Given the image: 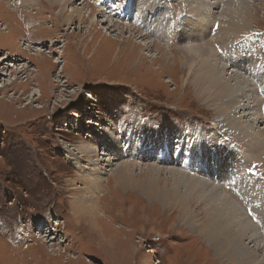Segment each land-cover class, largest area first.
Instances as JSON below:
<instances>
[{"label":"rangeland","instance_id":"obj_1","mask_svg":"<svg viewBox=\"0 0 264 264\" xmlns=\"http://www.w3.org/2000/svg\"><path fill=\"white\" fill-rule=\"evenodd\" d=\"M22 1L0 0V21L10 26L9 34L0 27V84H5L0 88V264H222L192 228L206 221V205L187 195L184 181L169 187L168 170L150 167L179 169L160 158L164 151L201 165L199 153L209 148L213 160L220 151L230 156L234 169L252 167L263 194V168L251 166L256 148L227 123L256 117L253 126L260 135L254 131L253 137L264 141V0H235L240 26L233 31L251 30L243 40L228 33L225 23L224 44L212 41L217 62L224 64L221 55L227 58L228 73L243 77L239 86L248 94L227 117L224 105L201 91L191 55L198 51L189 49L200 44L185 35L193 23L186 21L185 33L171 36V22L182 9H195L192 2ZM212 2L215 18L227 20L222 2ZM169 5L170 19L162 20L160 9ZM155 21L165 30L149 32ZM250 40L257 45L255 53L248 49ZM37 46L47 50L41 53L47 60L38 62L32 55ZM41 63L49 71L37 76L34 65ZM145 126L150 130L138 133ZM106 140L107 154L99 155ZM114 149L123 155L114 156ZM199 149L196 156L192 151ZM109 157L116 159L108 163ZM128 162L133 166L121 168ZM122 171L126 176L119 180ZM206 178L197 179L213 183ZM252 187L250 181L249 194ZM225 188L216 192L238 198ZM237 202L248 219L237 217L252 235L248 225L255 217ZM252 227L264 246V228Z\"/></svg>","mask_w":264,"mask_h":264},{"label":"bare ground","instance_id":"obj_2","mask_svg":"<svg viewBox=\"0 0 264 264\" xmlns=\"http://www.w3.org/2000/svg\"><path fill=\"white\" fill-rule=\"evenodd\" d=\"M47 1H49L50 5H52V2L54 0H47ZM55 1H59V4H61V5L64 4V3H62L63 0H55ZM187 1H186L187 3L192 2L193 7H196V8L192 9V7H190L188 9H184V10L182 9L181 10V14L179 15V18L176 20V22H175V19H173V21L171 22V24L175 25V28L172 30L173 34H171V36L173 38L174 37L178 38L180 35L183 34L180 31L184 32L183 31L184 27L187 26V25H185L186 21L193 23L192 25H190V27L187 28V32L186 33L184 32V33H185V35H187V40L189 42L193 43V39H195L194 44H196V45L200 44V46H195V47L189 46V49H192L193 51H195V50L198 51L195 53V55H193L194 53L191 55L193 57L192 60H194L198 66L197 72L199 71V74H197V78L199 79L200 83L203 86L201 91L204 95L207 94L210 98H213V99L217 98L216 99L217 102L224 105V107H221V108H222V111H224L225 113H222V114L227 117L229 112H231V111L233 112V110H231L230 107L233 106V108H235V105L237 103L240 104V100L238 98H241L243 94L245 96H247L248 94H246L243 90H241V87L239 86V84L243 80V77H241L238 74L228 73V71H231L232 69H230V67H229V64H228L229 61L227 60V58H225L223 55H221L223 60H224V64H222L220 61H219V63L217 62V57H215L216 55L214 54V52L211 48V46H214L212 41L214 40L218 44H224V35L226 34V32H225V29L223 28V24H225V23L227 24L226 31H228V33H232L233 35H236L237 33L241 34L239 36V37H241L240 40H243L246 37V34L251 30L248 29V30H243V31H239V32L233 31L232 27L240 26V25L236 24V21H237V18L239 16L238 10H240L241 8L239 7L240 3H236L235 0L231 4H230L231 0H218L219 2H222L221 4L225 8L222 10V12L226 16L229 17L227 20H225L226 22L224 21L223 18H218V19L215 18V16L211 12L212 8H214V6H215V3L212 2L213 0L212 1L211 0H187ZM242 2H244V1H242ZM79 4H81V3H79ZM208 4H211V5H208ZM169 6H167L166 8L160 9V13H159L160 16L159 17L162 20H165L164 18L170 19V16L172 13V7L170 6V9H169L168 8ZM60 8H62V7H60ZM72 9H73L72 12L76 11L75 8H72ZM79 10H81V9H79ZM198 11L202 12L201 16L197 17L196 20H193V19H195V16L197 15ZM79 14H81V13H79ZM213 16H214V19L212 18ZM101 21L107 22V21H105V19H103ZM155 22L157 24L156 26L154 25L152 27H149L148 31L151 33H154V31H161L162 29H164L165 24H162L159 21H155ZM179 26L181 27V29H179ZM0 27L2 28L4 33L5 32L7 34L10 33V26L8 24H6L4 21H0ZM171 27H173V26H170V29H171ZM125 28L127 29L128 27H125ZM166 32L168 33V31H166ZM133 33H132V35H130L129 39H131V36L134 35ZM207 35L208 36L212 35V36L209 37V40L203 39ZM226 35H228V34H226ZM168 36H167V38L169 39ZM196 36H200L199 37L200 39L194 38ZM202 40H204V42ZM25 41L28 42L27 39ZM165 41H167V40H165ZM180 41L181 40H179V41L177 40L176 42L179 43ZM145 43H146V41L144 43L140 42V44H142V46L145 45ZM150 43H151V45H154L156 47L158 46L159 48L164 50V48L162 46H159V44L156 45L155 41H150ZM172 43H174V42H172ZM201 43H205V45H201ZM184 44H185V42H184ZM248 45H249L248 49L250 50V53H252V52L255 53L256 48H257L256 43L253 40H250ZM219 47H221V46H219ZM32 51H35V52H32V55L34 54L37 61L39 60L38 62H40L44 59L47 60V58L45 56H42V54H41L43 52L46 53V51H47L46 49H43V48H40L37 46L34 49H32ZM185 54L187 55V53H185ZM2 58H3L2 60H4L6 57H2ZM215 58H216V60H215ZM42 64L43 63H41V65H39V64L34 65L35 68L33 70L37 71V73H36L37 76H40L41 73H43V75H44V74H46V72L49 71L46 69V68H48V66L42 65ZM12 65H13V69H14L15 64H12ZM15 66H16L15 70L16 69L20 70L17 67V65H15ZM22 67H21V70L24 69ZM195 76H196V74H195ZM16 78L17 77H13V81H15ZM13 81H10L7 84L12 85ZM4 85L0 84V88H2ZM36 93L37 92H34L32 94L30 93L29 95L32 96L34 99ZM246 99H250V97H248V98L246 97ZM253 101L254 100H250L248 102L253 103ZM256 102H257V106H258V101H256ZM26 104H28V102H26ZM228 108H230V109L228 110ZM252 108H250V109L252 110ZM249 111L250 110H248V112ZM255 115H257V114H255ZM245 116L247 117L246 113H245ZM243 117H244V115L239 117L240 123L236 119H235V122H233L231 119L228 120V122H229V123H227L228 128L232 132L236 131L235 132L236 135L241 137L242 139H244L245 143L249 142L250 147L256 148L253 150L254 153L250 154V157H252L251 158V160H252L251 166H252V164L256 163L257 165L261 166V168L258 166L260 169L263 168L262 171L264 172V161L261 160L263 158L260 159L261 154L264 153V141L254 139V137H253L254 131H255V134H257V136L260 135V133L258 132L259 129L257 128L255 130V125L253 126L256 117H254V118L252 117L251 120L249 117L245 120H242ZM234 118H235V116H234ZM246 120L247 121L249 120L250 123L247 122V124H246L245 123ZM236 122H237V124L239 123L238 126L235 124ZM242 124H244V125H242ZM138 127H140V126H138ZM147 130H150V129H149V127L145 126L144 130L141 129V132L139 131L138 133L143 134ZM261 133L263 134V132H261ZM235 136H233V137H235ZM103 137H105V136H103ZM123 138H125V137H123ZM135 140H137V139H135ZM138 140L143 142L142 137L138 138ZM118 141L120 142V138L118 139ZM122 142H124V141H122ZM106 144H107V140L105 141V145ZM106 147H107V145L104 148L102 147L103 152L98 153V154L99 155L100 154H103V155L107 154L105 151ZM134 147L138 148V144H137V146H134ZM213 148L214 147H212V149ZM241 149H243V148H241ZM120 150L114 149L113 155L114 156L123 155V153H121ZM250 150H252V149H250ZM192 152L196 153V156H198V152H200V149L196 150V151H192ZM212 152H211V149L208 148V149L203 150V156L199 153V156L201 157V159H203L201 165H199V162L196 161L197 159H193L190 162H184V159L179 157L177 154L172 153L169 155L164 151L160 154V158L167 161L169 166L176 167L179 169L178 170L171 169V168L163 169V168H160L158 165H152L150 168L152 170L159 172V173H161L165 170H168L165 172L170 173L168 177L172 181V183L170 184L169 187L178 188V187H180L178 183L181 181H184L187 184L186 189H185V192L187 193V195L188 196L193 195V201H195L197 204L202 203V204L206 205V211H207L206 221L203 222V225L201 223H198L199 225L193 223L195 226L192 228H193V230H195L197 235L200 236L201 239H203V242H205L208 245L209 249L212 250L213 255L215 257L219 258V260L222 262V264H264V246L262 245L260 237L256 233L255 228L252 227V226L257 225L258 227L264 228V192L261 196L259 195L261 193V192H259V188L261 189V187L259 185L260 178L258 179V178H255L254 176H253V178L251 177L250 172L252 171V167L250 168L249 166H247V168H246L243 165L241 168L237 167L236 169H234L233 163L231 162V159L229 158L230 156L224 157L223 153H221L220 151L217 153L220 156V158L216 157L214 155L213 156L214 160H213V158H211ZM129 157H132V156H129ZM134 157H135V155H134ZM134 157H132V158H134ZM145 157H144V159H145ZM200 157H199V159H200ZM253 158H255V160ZM115 159H116L115 157L114 158L109 157V160H107L106 162L109 163V161H112ZM103 161H104V159H103ZM249 161H250V159H249ZM130 166H133V165H130L128 162V163L122 164L121 168L127 169L126 167H130ZM220 166H223V167L219 168ZM180 168H182V169H180ZM249 168H250V170H249ZM224 169H226L228 171L227 172L228 174L224 171ZM179 170H181V171H179ZM124 173L125 172L122 171L121 172L122 175L118 176L117 178H119V180H124V176H126V174H124ZM189 174H191L192 176ZM121 177H122V179H121ZM206 177L210 178L211 181H213V183L209 182V184H207V182L205 180L197 179V178H204L208 181V179ZM250 181L253 184L252 188H254L253 194H249L248 186L250 185ZM191 183H193V185H191ZM154 184H157L156 181ZM165 184L166 183H164V185ZM225 187L230 188L232 193H234L238 198L232 197L230 193H229L230 195L222 196L221 194H218L216 192L218 189H222L223 191L227 192V190H225L226 189ZM247 188H248V190H247ZM233 199H236L235 203L237 202V200L238 201L241 200L244 204H246V206L250 209L249 210L247 208L251 212L250 214H253V217H255L253 223L252 224L249 223V225H248L251 227L250 230H251L252 235L250 234L249 229L245 228L242 225V222H241L242 219H238L239 216L240 217L245 216L244 215L245 213L244 214H242L241 212L239 213L240 210L238 211V209H237L238 207L236 206L235 203L232 202ZM193 201H191L190 203H193ZM254 204H255V206H254ZM250 221H251V219H250ZM262 233L264 234L263 231H262ZM114 237L116 238V236H114ZM106 240L107 239H105V241ZM107 241L109 242L110 238ZM210 254H211V252H210Z\"/></svg>","mask_w":264,"mask_h":264}]
</instances>
